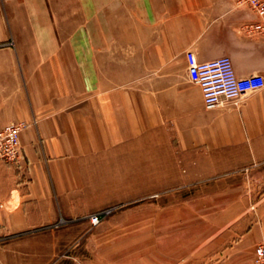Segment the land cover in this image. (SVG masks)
<instances>
[{
  "label": "crops",
  "instance_id": "obj_1",
  "mask_svg": "<svg viewBox=\"0 0 264 264\" xmlns=\"http://www.w3.org/2000/svg\"><path fill=\"white\" fill-rule=\"evenodd\" d=\"M187 50L264 77V18L235 0H0V129L28 124L22 165L0 160V235L76 214L102 149L163 142L165 122L210 168L264 162V87L207 109Z\"/></svg>",
  "mask_w": 264,
  "mask_h": 264
},
{
  "label": "rangeland",
  "instance_id": "obj_2",
  "mask_svg": "<svg viewBox=\"0 0 264 264\" xmlns=\"http://www.w3.org/2000/svg\"><path fill=\"white\" fill-rule=\"evenodd\" d=\"M165 126L163 142L134 141L114 155L103 148L99 167L73 192L82 205L76 214L1 234L0 256L21 264H255L264 162L210 168L180 147L171 122ZM22 155L3 161L19 168Z\"/></svg>",
  "mask_w": 264,
  "mask_h": 264
},
{
  "label": "built area",
  "instance_id": "obj_3",
  "mask_svg": "<svg viewBox=\"0 0 264 264\" xmlns=\"http://www.w3.org/2000/svg\"><path fill=\"white\" fill-rule=\"evenodd\" d=\"M248 3L254 11L264 18V0H235ZM254 29H261V23L250 24ZM187 73L190 81L201 90L203 105L207 109L237 106L240 99L249 92L264 87V77L259 74L238 76L229 57L221 56L210 60H198L192 50L185 53ZM28 124L25 122L8 123L0 129V159L16 162L23 159L20 146V132ZM92 224L99 222L95 214L90 218ZM255 264H264V238L254 248Z\"/></svg>",
  "mask_w": 264,
  "mask_h": 264
}]
</instances>
